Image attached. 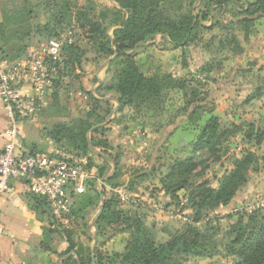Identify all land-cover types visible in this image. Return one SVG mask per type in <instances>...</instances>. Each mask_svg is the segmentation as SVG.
<instances>
[{
    "label": "rangeland",
    "instance_id": "obj_1",
    "mask_svg": "<svg viewBox=\"0 0 264 264\" xmlns=\"http://www.w3.org/2000/svg\"><path fill=\"white\" fill-rule=\"evenodd\" d=\"M143 1L148 9H155L149 24L153 29L168 18L189 14L206 18L182 48L158 32L146 33L144 19L132 28V35L144 39L136 40L133 49L125 53L134 57L139 70L148 77L159 68L160 73L186 82L182 90L167 89L164 104L148 103L149 96L144 95L120 107L113 89L117 67L109 65L115 54L108 58L106 51L110 40L127 37H116L115 27L106 30L107 37L100 34L118 8L116 0H0V15L5 12L14 20L4 44L7 61L45 43L54 31L59 37L73 33L79 64L68 67L66 74L59 73L54 86L57 94L53 91L42 96L39 113L60 115L63 123L82 120L84 135L89 129L87 139L89 127L98 126L104 131L101 141H106L104 147L85 153L70 146L72 142L64 146L87 158V187L94 182L100 195L88 188L84 191L85 201L94 205L82 204V215L66 214L60 220L51 210L59 228L53 230L45 220L51 249L44 251L42 264H61L65 254L86 261L99 253L102 264H131L122 255L138 224L160 245L187 227L213 228L206 243L217 247L215 255L173 254L167 264H237L227 248L232 226L238 221L249 225L253 217H264V141L256 138L258 128L264 126V17L247 33L242 32L238 20L239 11L242 14L250 5V15L257 4L264 6V0ZM95 22L101 29L90 34V23ZM233 37L241 49L238 53L229 43ZM192 91L194 99L189 97ZM195 98L201 107L192 114ZM210 117L220 119V128L234 130L209 148L196 146L194 151L197 132ZM248 154L254 159L246 183L227 204L193 222L197 185L217 190L221 179L233 170V161ZM188 158L194 159V167L180 173L172 169L173 164ZM177 178L188 185L175 190Z\"/></svg>",
    "mask_w": 264,
    "mask_h": 264
},
{
    "label": "trees",
    "instance_id": "obj_2",
    "mask_svg": "<svg viewBox=\"0 0 264 264\" xmlns=\"http://www.w3.org/2000/svg\"><path fill=\"white\" fill-rule=\"evenodd\" d=\"M118 8L116 11L111 12L109 15V23L102 27L99 23H90V34H97L98 30L101 29V33L104 37H107L105 32L110 27H115L114 35L117 37L118 34H123L127 37L121 41L113 38L110 40L109 49L106 51L108 58L115 54L113 59H110L109 65L117 67V73L115 76L116 84L113 87L119 95L117 101L119 106H123L126 103L134 101L138 97H143L148 95L147 102L153 104H164L165 92L169 88H184L186 79H174L167 72L160 73V69L156 68L153 74L146 76L134 61V57L127 55L125 52L130 51L136 44V40H143L144 37H135L132 35V28L138 23H144L145 21L146 29L149 30L146 33L154 34L155 32L160 33L162 36L169 38L170 42L178 47H185L187 42L191 39L192 32L194 29L205 20L206 16L198 17V15H183L180 19H165L163 23H160L156 29L155 27H150L155 9H148L147 5H144L143 0H116ZM257 4V3H256ZM254 4V5H256ZM149 6V5H148ZM153 6V3L151 4ZM220 6V5H219ZM157 3L155 4V8ZM252 6H248L247 9L241 14L239 11L238 20L242 25V32L247 33L249 28L253 23L260 17H264V6L256 5V8L247 15L248 11ZM102 13L100 16H102ZM106 16V15H105ZM106 17L105 19H107ZM59 20V19H58ZM178 20V22H177ZM14 23V20L10 15L5 12L1 15L0 21V59L5 60V47L7 28ZM144 26V27H145ZM142 27V26H140ZM143 27V28H144ZM46 28V25H45ZM142 36V35H141ZM59 36L56 35V31L52 33L51 37L45 42L53 39H58ZM126 39V40H125ZM229 43H232L235 48L234 53L239 52L238 44L236 43L234 37L230 38ZM3 46V47H2ZM113 47V48H112ZM239 48V49H238ZM241 50V49H240ZM4 55V56H3ZM125 55V58L124 56ZM7 56V55H6ZM27 56V52L17 54L11 57L12 63L24 59ZM63 56L65 58V71L67 73L68 67H72L74 63L79 64L80 53L77 51L75 44L67 46L64 48ZM122 57V58H120ZM70 70V69H69ZM57 91H55V94ZM89 96L94 102H98L99 99H95L91 93ZM151 96V99H150ZM196 96L193 91L189 94L190 99H194ZM250 98V97H249ZM189 99V100H190ZM107 102V100H105ZM192 109L193 112L200 109L201 102L194 101ZM82 120L70 119L67 123L54 124L47 135L53 140L56 146L64 149V146L72 145L76 151H83L84 153L90 148H101L104 147L106 141H101L104 131L98 126H90L92 128L90 133V139H87L86 132L84 135ZM221 127V121L218 117H210L208 121L203 125V127L197 132L195 145H193V150L201 149L204 147L212 146L214 143L218 142V139L222 137H228L231 131L227 127ZM96 137H99L98 139ZM256 138L258 141H264V126L258 128ZM63 147V148H62ZM209 150V149H208ZM72 151V150H68ZM254 156L252 154L245 155L241 158H236L234 162V168L223 177L220 181L219 188L217 190L211 189L209 187L205 188L204 184L197 185L196 197L193 198V222H199L204 215L208 212L214 211L220 205L227 204L231 198L234 196L235 192L240 189L246 183L247 171L250 168ZM194 167V159L188 158L184 162L175 163L172 169H177L180 173L186 168ZM101 177V176H100ZM176 179V188L178 190L184 186H187L186 181H181ZM95 184L91 187H85V192L87 188L91 190L90 192L99 196L97 189L94 188ZM67 195L70 200L69 214L82 215V210L87 203L92 204V201H85L84 193L75 194L71 187L67 188ZM102 195V193H101ZM75 196V197H74ZM29 206L33 210H39L41 214L46 216L50 228L58 231L59 224L56 223L54 219L51 208L48 201L40 196L34 195L32 193L28 194ZM84 204V206L82 205ZM83 206V207H82ZM105 210V204L103 212ZM68 214V215H69ZM103 214V213H102ZM101 217V216H99ZM99 217L96 221L99 220ZM206 225H209L207 223ZM210 226V225H209ZM252 227H255L254 229ZM213 228L198 229L194 227H187L183 232H177V234L165 244H157L148 235L144 233L142 227L138 224L133 235L130 237L127 246L124 250L122 257L124 259L130 260L131 264H167L173 254H193L202 255L209 257L217 253V247L215 245H209L206 243L207 236L213 231ZM46 232V231H45ZM43 232V241L41 243V249L43 251H49V239L48 235ZM230 240L228 242V250L237 259V264H264V217H253L249 225L238 221L232 226L230 230ZM63 256V255H62ZM103 255L99 253L93 257L87 258L83 261L81 257L76 261L72 255H64L61 264H102Z\"/></svg>",
    "mask_w": 264,
    "mask_h": 264
},
{
    "label": "built area",
    "instance_id": "obj_3",
    "mask_svg": "<svg viewBox=\"0 0 264 264\" xmlns=\"http://www.w3.org/2000/svg\"><path fill=\"white\" fill-rule=\"evenodd\" d=\"M72 37L68 32L32 46L24 59L12 63L0 59V105L8 119L0 147V198L13 193L15 182H23L30 193L48 201L60 220L69 214L68 186L75 194L85 191L87 158L62 149L26 152L18 140L17 124L32 118L42 96L54 91L55 78L65 71L63 51L72 45ZM24 87L33 93H22Z\"/></svg>",
    "mask_w": 264,
    "mask_h": 264
},
{
    "label": "crops",
    "instance_id": "obj_4",
    "mask_svg": "<svg viewBox=\"0 0 264 264\" xmlns=\"http://www.w3.org/2000/svg\"><path fill=\"white\" fill-rule=\"evenodd\" d=\"M21 92L26 95L33 93L28 87L22 88ZM103 99L108 100V97ZM39 111L17 124L22 149L26 152L60 149L53 147L55 143L48 135L45 136L44 131H49L54 124L63 123L64 118ZM7 125L8 119L0 105V147L4 144L3 131ZM28 199V190L23 182H15L13 193L0 198V264H42L45 261L41 243L47 219L39 210L30 208Z\"/></svg>",
    "mask_w": 264,
    "mask_h": 264
},
{
    "label": "water",
    "instance_id": "obj_5",
    "mask_svg": "<svg viewBox=\"0 0 264 264\" xmlns=\"http://www.w3.org/2000/svg\"><path fill=\"white\" fill-rule=\"evenodd\" d=\"M97 218V217H96Z\"/></svg>",
    "mask_w": 264,
    "mask_h": 264
}]
</instances>
